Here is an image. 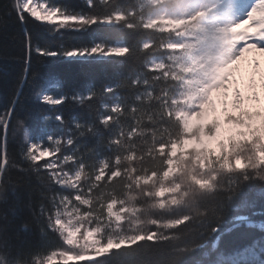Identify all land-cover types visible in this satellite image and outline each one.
I'll return each instance as SVG.
<instances>
[{
    "label": "snow or ice",
    "instance_id": "obj_1",
    "mask_svg": "<svg viewBox=\"0 0 264 264\" xmlns=\"http://www.w3.org/2000/svg\"><path fill=\"white\" fill-rule=\"evenodd\" d=\"M84 3L113 11L77 14L51 0H11L0 15L4 28L15 13L25 45L20 80L0 107V264H107L117 252L131 258L150 249L162 258L140 264H185L205 248V257L216 254L208 264H264V219L251 218L264 216V207L242 212L255 208V197L264 202V0H215L190 15L197 0H143L139 10L152 12L138 17L140 27L164 39L141 42L149 52L142 69L133 63L117 83L83 93L37 88L35 102L49 112L34 125L20 96L41 76L33 59L131 56L128 44L52 48L32 38L29 19L49 26V35L97 23L135 28L128 18L137 10L119 0ZM238 3L246 7L235 22L216 24L214 14L211 31L202 23L221 5L230 19ZM157 51L164 57L151 59ZM61 106L84 116H65ZM240 228L260 235L219 250L222 236Z\"/></svg>",
    "mask_w": 264,
    "mask_h": 264
},
{
    "label": "trees",
    "instance_id": "obj_2",
    "mask_svg": "<svg viewBox=\"0 0 264 264\" xmlns=\"http://www.w3.org/2000/svg\"><path fill=\"white\" fill-rule=\"evenodd\" d=\"M54 4L65 6L70 11L79 14L92 13L97 16L108 15L113 11V5L107 4L101 6L96 4L95 7L89 8L84 3V0H51ZM124 5V10L136 9V15L130 16L128 19L135 25V28L129 29L120 25L108 24H93L87 28L86 31H64L61 33H52L51 28L42 25L34 20L27 21L28 31L31 32L32 38L39 41L42 46H51L56 48L63 44L67 47L90 45L94 42H102L104 44H128L132 48L131 56L128 59L123 57L112 56L108 58H94L88 59L84 62L79 60L66 61L61 57H49L44 60V65H37L35 59L32 61L33 68H39L41 76L35 81H29L23 84V90L20 92L21 100L23 102V110L28 111L32 115L31 123H39V115L47 114L49 110L35 102V94L37 88L50 91L53 95H60L61 92H80L83 93L91 87L100 88L105 84H115L118 80L126 75L133 63L137 71L142 69L140 61L149 59V52H141L140 44L144 40H154L157 45L164 37L158 36L155 33L146 32L140 27L139 16L151 14L152 10L145 6L143 11L139 10V5L143 0H119ZM11 4V0H0V15L5 13ZM15 13L9 17V23L6 27L0 28V107L7 106L9 100L16 89L17 83L21 77V70L24 66L25 45L24 34L21 32L23 25L14 20ZM163 58L164 53L157 51L151 54V59ZM134 72L132 75H135ZM146 76H151V73H145ZM143 79V77H141ZM59 83L60 88L54 87V84ZM130 84V80H129ZM127 92L129 102L134 91ZM175 90L174 88L172 89ZM125 92L127 90H124ZM104 100L111 102L113 97L111 95H104ZM93 105L96 101H91ZM17 111H21L20 105L17 106ZM56 111L63 112L65 116L73 114L83 118L84 114L81 109H69L67 106H61ZM86 118V117H85ZM126 123L131 124L128 120ZM49 130H54L51 124L45 125ZM255 208H244L242 212L251 216L253 211H258L264 207V202L259 197H255ZM25 213L20 212L18 216H23ZM237 213H232L235 215ZM254 221L264 219V216H251ZM15 226L19 227V220H16ZM230 224L226 218L225 224L221 228L229 227ZM22 236H27L28 233H21ZM260 233L254 229L240 228L231 233H225L220 241L219 250L229 252L235 248H239L248 243L251 238L259 236ZM143 243V242H141ZM151 243V242H150ZM209 247L211 239L208 240ZM135 247V246H133ZM155 247V246H153ZM156 249H150L149 254H140L136 257H129L126 252H117L115 257L107 261V264H140V261L148 260L155 261L162 257L157 254ZM208 251V248L202 249L193 253L187 258L185 264H193L199 260L202 264H208L209 260H214L216 254L213 253L209 257H205L203 253Z\"/></svg>",
    "mask_w": 264,
    "mask_h": 264
},
{
    "label": "rangeland",
    "instance_id": "obj_3",
    "mask_svg": "<svg viewBox=\"0 0 264 264\" xmlns=\"http://www.w3.org/2000/svg\"><path fill=\"white\" fill-rule=\"evenodd\" d=\"M214 2H215V0H197V3L189 10V12L187 14L190 15L192 12L196 11L198 8H201V7L207 8L208 5H210V4L214 3ZM243 10L240 13V17L243 14ZM176 15H179V13H176ZM212 19H213V17L207 16L206 18H204L202 20V23L205 24L209 28V31H211V29L214 27V25L211 23ZM220 19H221V17H218V19L216 20V24L223 25V24H227V22L228 23L229 22H235L237 20V19H232V20H229V21H223V20H220ZM173 39H175L177 42H179V40L181 38H179V37H173ZM94 58H100V57H94ZM94 58H92V59H94ZM160 59L161 58L156 57L153 60H160ZM217 104L219 105V99L217 100Z\"/></svg>",
    "mask_w": 264,
    "mask_h": 264
},
{
    "label": "bare ground",
    "instance_id": "obj_4",
    "mask_svg": "<svg viewBox=\"0 0 264 264\" xmlns=\"http://www.w3.org/2000/svg\"><path fill=\"white\" fill-rule=\"evenodd\" d=\"M226 3H227V0H225V4ZM245 6H246L245 4L238 3L235 6V10L231 13V18L230 19L228 17L224 16V14H223V5H221V7L219 9H216L215 12H209L208 16L209 17H213V15L215 14L218 17H221L220 20H223V21H229V20H232V19H238L240 17L241 11L244 9Z\"/></svg>",
    "mask_w": 264,
    "mask_h": 264
}]
</instances>
